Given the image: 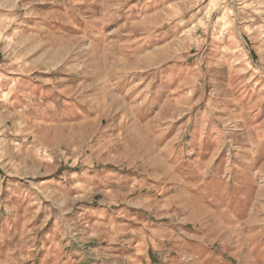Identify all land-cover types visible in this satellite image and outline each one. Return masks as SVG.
Listing matches in <instances>:
<instances>
[{
	"label": "rangeland",
	"instance_id": "obj_1",
	"mask_svg": "<svg viewBox=\"0 0 264 264\" xmlns=\"http://www.w3.org/2000/svg\"><path fill=\"white\" fill-rule=\"evenodd\" d=\"M0 264H264V0H0Z\"/></svg>",
	"mask_w": 264,
	"mask_h": 264
}]
</instances>
